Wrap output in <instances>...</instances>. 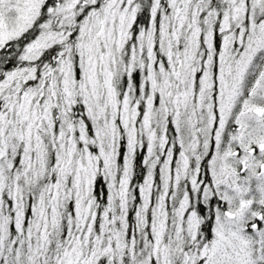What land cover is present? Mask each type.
Returning a JSON list of instances; mask_svg holds the SVG:
<instances>
[{"label": "snow or ice", "instance_id": "1", "mask_svg": "<svg viewBox=\"0 0 264 264\" xmlns=\"http://www.w3.org/2000/svg\"><path fill=\"white\" fill-rule=\"evenodd\" d=\"M0 264H264V0H0Z\"/></svg>", "mask_w": 264, "mask_h": 264}]
</instances>
